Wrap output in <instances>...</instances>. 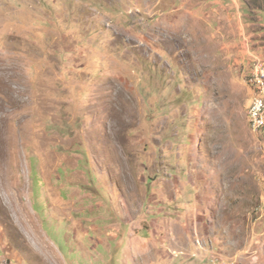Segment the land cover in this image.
I'll return each mask as SVG.
<instances>
[{"label":"rangeland","instance_id":"rangeland-1","mask_svg":"<svg viewBox=\"0 0 264 264\" xmlns=\"http://www.w3.org/2000/svg\"><path fill=\"white\" fill-rule=\"evenodd\" d=\"M218 1L0 0V264H264V0Z\"/></svg>","mask_w":264,"mask_h":264},{"label":"built area","instance_id":"built-area-1","mask_svg":"<svg viewBox=\"0 0 264 264\" xmlns=\"http://www.w3.org/2000/svg\"><path fill=\"white\" fill-rule=\"evenodd\" d=\"M247 83L251 89L248 108L250 129L254 134L264 137V56H252V69Z\"/></svg>","mask_w":264,"mask_h":264},{"label":"crops","instance_id":"crops-1","mask_svg":"<svg viewBox=\"0 0 264 264\" xmlns=\"http://www.w3.org/2000/svg\"><path fill=\"white\" fill-rule=\"evenodd\" d=\"M190 1H194V0H189V3H191ZM230 1L232 2V4L235 3V4L238 5V0H230ZM193 3H194V2H193ZM213 3H215L216 6H218L219 4H221V3H219L218 0H213ZM221 5H222V4H221ZM225 9L229 10L230 12H232V11L234 10V9H231V8L229 9V7H225ZM236 18H237L238 21H241V18H240V17L238 18L237 15H236ZM227 19H228V21H229V19H230V15H229V13H228V17H227ZM247 51H248L249 55H251V57H252L253 55H257V53L250 51V45H248Z\"/></svg>","mask_w":264,"mask_h":264}]
</instances>
